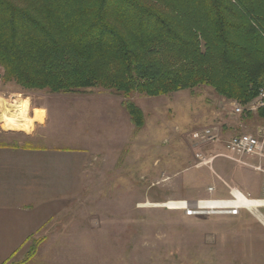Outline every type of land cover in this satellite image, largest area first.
I'll use <instances>...</instances> for the list:
<instances>
[{
  "label": "rangeland",
  "instance_id": "374dc122",
  "mask_svg": "<svg viewBox=\"0 0 264 264\" xmlns=\"http://www.w3.org/2000/svg\"><path fill=\"white\" fill-rule=\"evenodd\" d=\"M2 74L0 68V120L27 100L29 115L42 111L44 121L37 124L36 114L26 133L0 123V144L70 148L75 155L65 156L80 166L79 184H59V211L7 264H264V207L189 216L165 206L230 200L232 189L264 200V160L213 162L232 136L264 133V120L248 117L250 102L239 103L243 113L230 116L205 87L160 97L134 94L130 100L145 117L136 131L125 111L117 113L124 98L107 90L25 91L4 83ZM206 127L220 129L218 144L191 140Z\"/></svg>",
  "mask_w": 264,
  "mask_h": 264
},
{
  "label": "trees",
  "instance_id": "16d2710c",
  "mask_svg": "<svg viewBox=\"0 0 264 264\" xmlns=\"http://www.w3.org/2000/svg\"><path fill=\"white\" fill-rule=\"evenodd\" d=\"M0 68L25 91L107 90L136 131L134 94L245 105L264 88V0H0Z\"/></svg>",
  "mask_w": 264,
  "mask_h": 264
},
{
  "label": "crops",
  "instance_id": "0c3cea01",
  "mask_svg": "<svg viewBox=\"0 0 264 264\" xmlns=\"http://www.w3.org/2000/svg\"><path fill=\"white\" fill-rule=\"evenodd\" d=\"M214 100H219L221 105L217 95ZM119 109L117 113L125 111L122 105ZM106 111L110 113V109ZM33 114L41 115V122L37 124L44 121L42 111L35 110ZM110 120L113 123L114 116ZM101 141L97 139L96 145ZM65 155L75 153L70 148L52 149L32 144L0 147V264L16 258L29 239L46 228L59 211V184L70 183L69 187H74L76 181L79 184L78 161L74 156ZM217 157L220 156L213 158L216 166L220 163Z\"/></svg>",
  "mask_w": 264,
  "mask_h": 264
},
{
  "label": "built area",
  "instance_id": "2783aa9c",
  "mask_svg": "<svg viewBox=\"0 0 264 264\" xmlns=\"http://www.w3.org/2000/svg\"><path fill=\"white\" fill-rule=\"evenodd\" d=\"M220 101L222 110L227 115L239 116L244 111V108L235 101H227L225 99H221ZM263 108L264 88L259 91L258 96L253 101L247 104L245 109L247 112L255 114ZM190 138L195 144H218L221 141V131L217 127H206L191 133ZM219 156L237 163H243L242 160L248 158L264 160V133L258 136L251 134H237L232 136L225 144V152ZM212 190L210 189V191ZM189 207L185 208L189 216L198 214L203 210L195 205H193V209Z\"/></svg>",
  "mask_w": 264,
  "mask_h": 264
},
{
  "label": "bare ground",
  "instance_id": "6f19581e",
  "mask_svg": "<svg viewBox=\"0 0 264 264\" xmlns=\"http://www.w3.org/2000/svg\"><path fill=\"white\" fill-rule=\"evenodd\" d=\"M16 102V101H15ZM18 103V102H17ZM14 104V101H13ZM16 114L13 117H3L0 120L1 128L3 130H18L22 132H29L31 122L38 120V115H29V103L27 100L20 102L14 106ZM12 110V109H11ZM15 112V111H14ZM4 115V113H3ZM232 199L230 200H204L194 203L196 207L203 210H234V209H246L248 211L259 210L264 207V200L261 199H249L245 197L238 189L231 190ZM167 208L185 209L193 204H187L184 201L177 203L166 204Z\"/></svg>",
  "mask_w": 264,
  "mask_h": 264
},
{
  "label": "water",
  "instance_id": "95a60500",
  "mask_svg": "<svg viewBox=\"0 0 264 264\" xmlns=\"http://www.w3.org/2000/svg\"><path fill=\"white\" fill-rule=\"evenodd\" d=\"M194 205V204H193Z\"/></svg>",
  "mask_w": 264,
  "mask_h": 264
}]
</instances>
